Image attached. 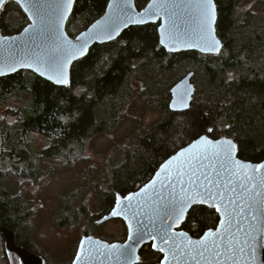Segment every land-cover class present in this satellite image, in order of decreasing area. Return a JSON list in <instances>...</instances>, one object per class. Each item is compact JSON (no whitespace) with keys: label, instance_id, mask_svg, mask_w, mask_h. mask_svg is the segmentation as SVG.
<instances>
[{"label":"trees","instance_id":"trees-1","mask_svg":"<svg viewBox=\"0 0 264 264\" xmlns=\"http://www.w3.org/2000/svg\"><path fill=\"white\" fill-rule=\"evenodd\" d=\"M107 1L76 0L66 25L68 36L75 37L101 17ZM148 1L135 0V7L141 10ZM248 1L214 0L215 29L222 43L217 55L167 53L159 46L156 23L129 28L117 40L93 46L72 67L66 87L28 72L0 78V228L14 232L18 247L42 257L44 264L72 263L75 256L68 263L50 261L35 247L30 205L12 191L10 181L16 176L38 180L42 165L50 160L69 163L92 137L116 127L131 106L145 105L159 119L147 127L135 124L126 143L108 156L103 176L92 185L95 212L80 203L85 190L80 189L56 213L59 227L85 220L89 228L83 237L93 236L117 195L124 198L140 189L162 162L201 136L229 138L240 160L264 162V18L255 11L263 0H252L249 8ZM27 24L20 8L6 2L0 11L1 34H17ZM189 73L195 87L191 106L172 113L170 89ZM38 138L42 147L36 145ZM218 220L214 208L194 206L178 230L200 238ZM95 238L124 243L127 234ZM3 254L9 257L4 243ZM162 258L148 243L140 249L137 264H160Z\"/></svg>","mask_w":264,"mask_h":264},{"label":"water","instance_id":"water-1","mask_svg":"<svg viewBox=\"0 0 264 264\" xmlns=\"http://www.w3.org/2000/svg\"><path fill=\"white\" fill-rule=\"evenodd\" d=\"M6 2L16 4L25 15L28 24L17 34L3 36L0 32V72L3 73L0 74V78L12 76L18 72H28L55 87H66L70 84L72 67L77 62L84 59L93 46L111 43L121 37L122 33L129 28L142 27L156 23H159L157 28L159 46L169 54L196 52L201 55H217L222 49V43L217 37L215 29L217 10L214 0L215 20L212 25V35L219 41L218 51L215 52L202 50L206 45L201 38L202 18L199 9L195 6L197 0H149L146 6L140 11L135 7V0H108L101 17L93 22L86 30L80 32L73 38L68 36L66 25L73 12L76 0H73L70 9L66 14H63V16L61 15L60 9L57 7L63 3V0H22V3L28 7V10H25V7H22L21 4H17L16 0H0V11ZM154 2L165 5L164 9L158 10V14H153V10L149 7L153 5ZM141 19L142 22H137L141 21ZM108 25H112L115 29L112 31L111 36H109L106 31V26ZM173 29L176 33L175 36L170 34ZM162 40L164 41L163 43H161ZM82 45L84 46L83 54L80 52ZM63 48H68L69 52L73 54V57L67 63L66 71L68 83L57 84L55 82V72L49 66L48 60L51 57L63 61L68 55V53L63 51ZM37 58H39L42 63L38 64ZM41 71H43V75H41ZM49 75H52L54 78L49 79ZM192 78V73L186 74L170 89V101L168 105L170 112L184 113L189 110L195 94ZM184 92L190 93L186 97L187 107L179 103V97ZM174 101L176 102L175 107H173ZM201 137L179 149L175 154L162 162L161 165L177 156L182 150L190 149L192 145H196V148L192 149V153H200L203 155L205 150H207V155L209 157L206 160L201 159L196 162V166L200 171L207 170L212 175H215L213 169L223 171L220 160L212 155V148L208 147L206 149V146L197 144V141H199ZM207 139L213 141L214 144L219 141L231 140L226 137L219 139H210L207 137ZM232 143L235 145V149L233 150V158L235 160L240 161L241 164L248 165L249 168L247 171L254 177L259 178L264 174V169H257V166L264 164V162L253 164L240 160L237 157L236 144L233 141ZM189 155L190 153H186L185 158ZM176 163L177 161L174 160L172 167H174ZM161 165L149 182L137 191L126 196L132 197L131 200L117 195V197H120L121 206L117 208L116 197L115 204L109 214L101 217L97 221L99 225L111 220L121 221L126 228V241L124 243H108L93 236L82 237L78 243L77 251L71 264H137L139 261L140 249L148 243H151L154 252L162 254L163 258L160 264H176V261H174L170 255H168L166 259L168 245L161 241L160 233L158 232L162 226L167 227L171 225L170 235L176 236L178 233H185L192 241L202 239L204 235L210 231H206L200 238H193L188 233L177 230V227L184 223L187 214L194 206L203 205L209 207L207 203L196 201L188 207L183 219L178 222L161 218L157 210L162 208L174 196L178 197L181 193L180 184H176L175 188L161 185L160 181L167 175L161 171ZM221 179H223V177H221ZM153 181H156L155 191H153L151 187H148L146 193L144 190L147 186L152 185ZM186 186L187 177H185V187ZM220 206L223 207L222 204ZM113 210H117L120 214L115 216L112 215ZM217 215L219 220L216 228L211 230L213 233L220 229V221L224 218L220 212H217ZM257 216L260 217L259 220L251 221V223L255 224L257 227L264 228V216H260V213H257ZM240 220L241 223L239 227L247 229L250 220H246L243 217H241ZM129 223L133 226L132 240H129ZM139 229H143L145 233L149 234L140 239L135 235ZM233 232H235L237 239H242L244 236L242 231L236 230L235 221ZM0 236L4 243L6 255L16 256L18 264L45 263L42 257L22 247H18L15 243L14 232L11 230L0 228ZM182 239L183 237H178L177 242ZM81 241L84 242L83 250L81 249ZM111 245H116L117 249L127 245L132 251L128 257L118 256L116 250L109 247ZM160 248H164V251H160ZM78 253H80L79 261L76 260ZM86 257L87 259H85ZM256 257V260L250 261L249 264H264V248L257 249ZM180 264H197V262L190 258L181 257ZM201 264H203V262H201ZM229 264H232V262L229 261Z\"/></svg>","mask_w":264,"mask_h":264},{"label":"snow or ice","instance_id":"snow-or-ice-1","mask_svg":"<svg viewBox=\"0 0 264 264\" xmlns=\"http://www.w3.org/2000/svg\"><path fill=\"white\" fill-rule=\"evenodd\" d=\"M16 2L25 7V10H28V7L22 3V0H16ZM72 3L73 0H63V3L57 6L62 16L70 9ZM195 6L199 9L202 18L201 38L206 45L202 50L218 51L219 41L212 35V25L215 20L213 0H197ZM149 7L153 10V14H158V10L164 9L165 5L154 2ZM137 22H142V19ZM114 30L112 25L106 26L109 36H111ZM170 34L176 35L174 29ZM163 42L162 40L161 43ZM83 47L82 45L80 48L81 54H83ZM63 51L68 53L63 61L51 57L48 60L49 66L55 72V82L57 84L68 83L67 63L73 57L68 48H63ZM37 63H42V61L37 58ZM0 74L3 73L0 72ZM43 74V71H41V75ZM48 78L53 79L54 77L49 75ZM189 94V92H184L179 97V103L184 107H187L186 97ZM175 103L174 101L173 107H175ZM208 131L211 132L212 129ZM197 144L206 146V149L208 147L212 148V155L220 160L223 171L213 169L215 175H212L207 170H199L196 162L209 158L207 150H205L203 155L192 153V149H195L196 145H192L190 149L182 150L177 156L161 165V171L167 175L160 181L162 186H171L172 188H175L176 184H180L181 193L178 197L174 196L157 211L162 219L178 222L183 219L188 207L199 201L207 203L210 208L214 207L217 212L222 213L224 218L220 221L219 230L215 233L210 230L202 239L197 241H192L185 233H178L176 236L170 235L171 225L167 227L162 226L158 232L160 233L161 241L168 245L166 259L170 255L176 261V264H180L181 257L195 260L197 264H201V262L203 264H229V261L232 264H249L250 261L256 260L257 249L264 248V228L257 227L251 223V221L259 220L260 217L257 216V213H260V216H264V174L259 178L252 176L247 171L248 165L241 164L240 161L233 158L235 145L231 140L219 141L214 144L207 137H201L197 141ZM186 153H190V155L185 158ZM174 160L177 163L172 167ZM257 169H264V164L258 165ZM185 177H187L186 187ZM155 184L156 181H153L152 185L147 186L144 191L147 193L148 187H151L155 191ZM126 199L131 200L132 197H126ZM221 204L223 207L220 206ZM120 206V197H117V208ZM118 214L120 213L117 210H113L112 215ZM241 217L250 220L247 229L239 227ZM234 221L236 230L244 233L242 239H237L235 232H233ZM132 228V224L129 223V240L133 239ZM148 234L143 229H139L135 233L140 239ZM178 237H183V239L177 242ZM83 246L84 242L81 241L82 250ZM109 247L116 250L118 256L128 257L132 251L127 245L120 249H117L116 245ZM160 251L163 252L164 248H160ZM76 260H80V253L77 254Z\"/></svg>","mask_w":264,"mask_h":264},{"label":"rangeland","instance_id":"rangeland-1","mask_svg":"<svg viewBox=\"0 0 264 264\" xmlns=\"http://www.w3.org/2000/svg\"><path fill=\"white\" fill-rule=\"evenodd\" d=\"M252 0L245 3L250 7ZM257 14L264 18V0L255 6ZM122 121L109 131L92 137L82 153L72 156L69 163L50 160L42 165V174L36 181L15 177L10 181L12 191L24 204H29L31 216L29 225L35 247L50 261L69 262L75 256L80 239L89 228L85 220L75 226L59 227L55 222L56 213L61 209L71 193L76 194L85 189L79 197L91 213L96 210V201L92 193V185L103 176L106 160L115 149L121 148L135 124L144 127L153 125L159 114L145 105L139 108L131 106L123 112ZM41 138L36 145L42 147ZM126 232L124 224L110 221L92 231L93 236L104 239H119ZM0 264H18L16 256L4 257L3 242L0 236Z\"/></svg>","mask_w":264,"mask_h":264},{"label":"flooded vegetation","instance_id":"flooded-vegetation-1","mask_svg":"<svg viewBox=\"0 0 264 264\" xmlns=\"http://www.w3.org/2000/svg\"><path fill=\"white\" fill-rule=\"evenodd\" d=\"M108 2V1H107ZM146 6V5H145ZM142 10V9H141ZM138 11H140V10H138ZM111 221H116V220H111ZM110 222V221H109ZM177 230H178V227H177Z\"/></svg>","mask_w":264,"mask_h":264}]
</instances>
